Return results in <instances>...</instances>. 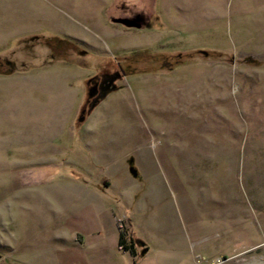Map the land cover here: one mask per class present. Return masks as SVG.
<instances>
[{"label":"rangeland","instance_id":"obj_1","mask_svg":"<svg viewBox=\"0 0 264 264\" xmlns=\"http://www.w3.org/2000/svg\"><path fill=\"white\" fill-rule=\"evenodd\" d=\"M6 60L0 264H264V0H0Z\"/></svg>","mask_w":264,"mask_h":264},{"label":"flooded vegetation","instance_id":"obj_2","mask_svg":"<svg viewBox=\"0 0 264 264\" xmlns=\"http://www.w3.org/2000/svg\"><path fill=\"white\" fill-rule=\"evenodd\" d=\"M75 38L76 37H74V39ZM59 41L60 42L62 41L61 43L65 45L73 43V40L64 41L61 39ZM57 48H59L58 45L56 49ZM14 67H15L14 63L9 60L0 61L1 70L11 69V68L15 70ZM125 73H126V69L122 65H120L118 68H113L112 65L106 66L104 69L100 71V73L95 74L93 76L94 79L90 85V91H89L92 93L91 97L93 99H96L98 97H104L103 99H105L112 91L119 89L121 87L119 83L123 78V74Z\"/></svg>","mask_w":264,"mask_h":264},{"label":"trees","instance_id":"obj_3","mask_svg":"<svg viewBox=\"0 0 264 264\" xmlns=\"http://www.w3.org/2000/svg\"><path fill=\"white\" fill-rule=\"evenodd\" d=\"M201 51V50H199ZM202 52V51H201ZM14 69L11 68V69H4V70H1L0 69V74H3V73H10L12 72ZM94 77H91L88 79L87 81V85H88V94H87V100L84 104V107L82 109V115H81V118L80 120H83V118H85L86 115H88L92 109H94L95 106H97L100 101L104 98V97H98L96 99H93L91 96H92V93L89 92L90 91V85L93 81ZM130 170L131 172L137 176L138 175V171L137 169L135 168L133 162V158L131 157L130 159ZM119 245L120 246H123L124 245V250H131V252L133 253V255H136V252L133 250L134 246L136 243H140V244H144L145 243L141 240V239H137V238H134V237H129V240L127 239L126 237V233H124L123 231H120V234H119ZM147 251V248H145L142 252H146Z\"/></svg>","mask_w":264,"mask_h":264},{"label":"crops","instance_id":"obj_4","mask_svg":"<svg viewBox=\"0 0 264 264\" xmlns=\"http://www.w3.org/2000/svg\"><path fill=\"white\" fill-rule=\"evenodd\" d=\"M42 86L46 87V85H39V87H42ZM102 184H103V186H104L105 188L110 187V186L112 185V183H111L110 181H109V182L104 181ZM103 189H104V188H103Z\"/></svg>","mask_w":264,"mask_h":264},{"label":"water","instance_id":"obj_5","mask_svg":"<svg viewBox=\"0 0 264 264\" xmlns=\"http://www.w3.org/2000/svg\"><path fill=\"white\" fill-rule=\"evenodd\" d=\"M121 21L125 22L126 24L128 25H131V24H135L133 22H130L129 20H125V19H120ZM206 52V51H205Z\"/></svg>","mask_w":264,"mask_h":264}]
</instances>
